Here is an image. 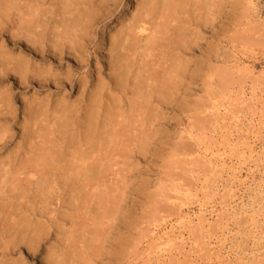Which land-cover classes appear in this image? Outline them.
Returning <instances> with one entry per match:
<instances>
[{"label": "bare ground", "instance_id": "bare-ground-1", "mask_svg": "<svg viewBox=\"0 0 264 264\" xmlns=\"http://www.w3.org/2000/svg\"><path fill=\"white\" fill-rule=\"evenodd\" d=\"M130 3L133 9L125 0H0V264L36 263L43 242L53 232L39 264H95L100 254H111L123 239V232L117 236V220L131 186L128 176L141 170L139 158L146 160L155 146L170 141L167 125L178 126V113H183L197 91L204 90L206 96L201 113L218 114L216 98L225 96L234 78L242 80L252 73L250 66L230 60L213 38L220 35L222 17L249 16L246 24H250L253 0ZM116 13V25L106 33V24ZM208 30L212 32L207 34ZM251 35L255 33L246 37ZM251 40L257 45L264 41L259 36ZM240 47L241 52L255 51ZM92 64L96 65L93 69ZM98 67L105 73L100 69L95 73ZM4 83L7 86L2 87ZM76 85L77 95L70 100L66 88L72 90ZM30 87L35 88L32 95L16 96ZM41 90L63 92L52 99L48 93L38 97ZM18 120L20 129L15 127ZM18 134L20 140L2 155ZM190 139L197 137L192 133ZM182 140L174 143L175 150H185ZM187 152L183 155H191ZM196 154L207 158L206 170L211 174L225 168V161L216 160L214 151L210 157ZM239 154L243 157L244 152ZM232 176L236 177L234 171ZM200 188L204 198L213 195L209 185ZM175 193L173 199L178 202L172 208L178 211L177 222L163 232V238L158 237L164 246L160 251L166 253L185 237L180 229L202 230L207 220L201 213L195 218L182 213L186 202L180 195L185 199L192 195L187 187ZM53 194L56 199L62 196L67 206L63 215H54V222L38 219L34 223L26 212L16 217L15 211L16 218L12 216L14 211L9 208L14 205L31 206L29 210L44 214ZM18 199L24 201L19 204ZM65 220H70L67 228Z\"/></svg>", "mask_w": 264, "mask_h": 264}, {"label": "rangeland", "instance_id": "rangeland-1", "mask_svg": "<svg viewBox=\"0 0 264 264\" xmlns=\"http://www.w3.org/2000/svg\"><path fill=\"white\" fill-rule=\"evenodd\" d=\"M125 2H128V8L130 6L133 9L134 4L130 3V0H125ZM253 2L255 7L251 11L253 15L250 17V21H253L250 24H246L249 16L243 17V19H241L242 17H236L237 21L233 19L234 16L233 18L228 17L229 19L222 17L220 21L224 22V24L221 26L219 22L215 26L216 30L221 28L220 31L218 30L220 32L217 37L218 41L216 37L213 38L215 43H218V48L221 51L224 49L223 52L230 57V60L238 59L244 65L250 66L252 73L245 74L246 76L242 80H238L237 77L234 78L235 83L230 84L228 91L224 92L225 96L216 98L214 103L219 109L218 114L215 112L217 115L211 114L210 110H205L201 113V108L203 107L200 104L204 105L206 96L204 95V90H202V93L197 91V94L200 93L203 98L200 95V97L197 96V94L193 96L194 99L200 100V102L194 100L199 105L194 103L192 98L183 113L176 115L179 120L178 126L171 127L170 124L167 125L171 136L170 141L162 143L161 146H155L156 149L154 148L150 151L146 160L145 157L139 158L138 165L141 170H134L132 175H135L128 176L130 178L129 181L132 182H130V188H127L126 202L122 205L124 208H122L123 210L117 220L120 229L117 230L119 232L117 236H119L120 232H123L121 236L123 239L120 244L126 247H122L116 242L117 244L113 246L114 249L111 254H100L95 264H264V41L257 45L251 40L257 36L264 40V0H253ZM118 15L116 13L109 18L106 24L107 27L105 26L106 33H111V29L116 25ZM239 23L242 24L239 26L240 28L237 26ZM102 26H99L100 32L104 28ZM236 27L238 29H235ZM249 27L252 31L249 30ZM247 28L248 30H246ZM257 29L259 30L256 31ZM239 31L240 33L237 34ZM100 32L97 37H100ZM211 32V30H208L207 34ZM252 33H255V35H251V38L248 39ZM241 45L249 49L252 48L255 51L251 53L247 49L249 51L241 52ZM95 66V64H92L90 68L92 67L91 69H93ZM62 68L66 70L65 66ZM98 69L100 68L95 69V73ZM100 70L105 73L103 67ZM80 74L83 75L84 72ZM80 74H78L79 77H81ZM6 83L1 86L4 87ZM198 85L201 88V82H198ZM77 89V85L72 90L66 88V93L70 100L76 97ZM41 91H39L40 94H37L38 97H44V93H48L46 95L51 98L53 95L54 98L52 99L60 98L63 92L62 90L59 92L51 90ZM34 92L35 88L30 87L25 93H19L16 96L19 97L20 94V96H30ZM208 103L206 101V104ZM191 104H196V107ZM198 107L200 108L198 109ZM228 107L229 110L227 111L225 108ZM197 111L200 112L197 113ZM207 113L215 119L207 117ZM197 116L198 119H196ZM215 116H218V120H216ZM201 117L203 118L201 119ZM169 122L173 123L174 121L170 120ZM19 123L21 122L18 120L15 125L17 129L19 128ZM225 123L226 125H224ZM192 133L197 137L196 140L190 139V134ZM203 135L207 136L206 138L209 140ZM181 137L183 138L182 143L186 148H183L185 150L182 152L181 150H178V152L175 150L174 143H180ZM179 138L180 141L178 140ZM19 140L20 134L12 138L7 145V150L5 152L4 150L1 151L2 155H5L4 153L14 147ZM190 144L191 146L194 145L193 148L191 146L187 147ZM186 150L191 155H183L184 152L188 153ZM240 150L244 152L243 157L239 154ZM211 151H214L213 156L216 160H222L226 163L225 168L222 171L219 169L215 174L208 172L209 166H207L205 161L207 158H200L196 154V152H200L202 157L205 155L210 157ZM193 159L194 162L191 163ZM195 159H197V163H195ZM204 163L205 165H203ZM200 165L206 166L205 169ZM199 166L200 169L198 168ZM233 171L236 177L232 176ZM203 174H205V177H203ZM180 175L182 176L179 177ZM186 178L190 180H185ZM187 181L188 184L185 183ZM201 184H207L214 190L211 197L204 198L201 196L204 191V189L200 188ZM180 187L181 189L187 187L192 193L186 199L183 195H180V198H183L186 202L181 207L182 213L189 214L194 218L198 213H201L207 220L204 222L205 227L202 230L196 229L197 227L192 230L187 228L180 229L183 233L182 236L185 237L182 241L176 240V243H178L175 245L176 248L166 253L160 251L164 246L162 245V239H158V237L162 236L163 238L165 236L163 232L169 231V226L175 225L177 222L178 211H175L176 209L172 207L178 202L173 198L176 195L175 191L180 189ZM171 194L173 197H169ZM61 197L59 196L56 199L53 194L48 209H45L46 212L42 215L38 209H35V211L34 209L29 210L32 208L31 206L27 207L28 210L27 208L22 209L21 206L15 207L16 205L9 209L14 211L12 215L14 218L29 212V214L25 213L24 215L32 218L30 219L32 222L35 223L39 219L40 221L48 220V223H50L56 219L54 215L59 213L63 215V211L67 210V206L62 202L64 198ZM31 198L29 194L27 199L30 203ZM17 201H20V204L24 200L18 199ZM36 205L40 207L38 202ZM24 206L26 207V204ZM199 209L201 212H199ZM174 211L175 213H173ZM81 212L83 215L84 211ZM39 213L40 216H38ZM164 213H167V215H164ZM34 216L37 219L34 220ZM8 220L11 219L8 218ZM69 223L70 220H65L66 228L70 226ZM121 229L123 230L121 231ZM176 230L175 228L173 229L174 233H177ZM54 234L53 232L49 239L43 242L42 249L37 254V259H39L36 260V263L29 262V264H39L40 258L44 255L42 251L53 241ZM154 242H156L155 245H153Z\"/></svg>", "mask_w": 264, "mask_h": 264}]
</instances>
